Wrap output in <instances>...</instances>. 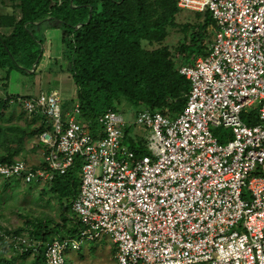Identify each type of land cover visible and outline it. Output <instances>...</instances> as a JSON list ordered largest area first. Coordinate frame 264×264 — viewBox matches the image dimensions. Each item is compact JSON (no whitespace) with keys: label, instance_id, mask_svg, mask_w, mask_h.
<instances>
[{"label":"built area","instance_id":"1","mask_svg":"<svg viewBox=\"0 0 264 264\" xmlns=\"http://www.w3.org/2000/svg\"><path fill=\"white\" fill-rule=\"evenodd\" d=\"M176 5L209 10L216 27L208 54L178 67L190 89L175 117L145 108L128 120L107 109L92 133L77 103L63 118L57 89L5 97L43 114L51 133L39 135L44 166L17 158L0 163V178L43 183L81 159L72 209L85 229L50 242L45 264H63L66 248L103 236L116 246V264H264V0ZM252 107L259 121L248 124L241 114ZM129 123L148 129L140 157L122 143ZM218 127L231 137L219 141Z\"/></svg>","mask_w":264,"mask_h":264},{"label":"trees","instance_id":"2","mask_svg":"<svg viewBox=\"0 0 264 264\" xmlns=\"http://www.w3.org/2000/svg\"><path fill=\"white\" fill-rule=\"evenodd\" d=\"M215 27L209 10L182 9L176 0H0V115L10 106L7 97L25 96L7 92L10 72L38 74L48 56L49 71L70 76L74 84L70 109L78 104L76 117L92 133L100 131L97 119L107 109L136 113L140 106L175 117L190 89V81L178 67L208 54ZM48 29L59 30L60 50L53 56L50 46H45L50 41ZM64 105L61 101V109ZM26 115L32 118L24 117V124L0 122V163H12L18 155L26 158L28 137L43 143L39 134L50 129L44 115ZM241 117L248 124L259 121L255 107ZM122 129V143L135 157L148 153L146 138L131 135L133 125ZM214 135L224 141L223 134ZM80 168L81 159L76 157L64 173L55 172L43 182L38 195L47 194L49 207L55 199L56 214L28 206L27 201L34 199L27 192L35 181L19 177L22 185L14 186L12 177L0 178V218L5 210L21 218L15 227L0 224V264H45L50 242L80 236L85 225L72 209L81 183ZM64 259L63 264H69Z\"/></svg>","mask_w":264,"mask_h":264},{"label":"rangeland","instance_id":"3","mask_svg":"<svg viewBox=\"0 0 264 264\" xmlns=\"http://www.w3.org/2000/svg\"><path fill=\"white\" fill-rule=\"evenodd\" d=\"M171 32L174 33V31ZM45 34L47 35V38H50V41H48L47 44L45 43V46L47 48L50 46L51 55L53 56L54 55L52 54L54 53L53 51L60 50L59 30L48 29L45 31ZM55 39L56 41H54ZM170 39H175V38L170 37ZM46 61H47L46 65L43 66V64H41V66H43V69L38 74H32L31 71L29 74L26 73L22 74L13 69L10 72L9 78L7 80V92L9 94L19 93L26 95L29 92L38 94L40 89L44 91H48L50 89H57L58 92L60 93V98L62 100V103H65V105L62 106V114L64 115V113L66 112L64 110L69 109L70 106L72 105L71 98L74 95V84L72 83L70 76H66V73L60 72L58 74H55L54 72L49 71L50 67L48 66L49 63L48 56H46ZM0 73L3 72L0 71ZM1 82L2 81H0V86H1ZM136 109H144V108L139 106ZM18 111L21 112V114L24 115L26 114L19 108ZM121 114L125 118L127 117L128 119H130L132 118L134 112L132 110H127L125 113H121ZM132 131H134L135 134L138 136L142 135L144 138L148 136V129L142 126L133 125ZM216 132L225 135L227 138L231 137L230 129H226L223 127L217 129L215 128L213 130V134H215ZM33 142L34 139L28 137L27 143L32 144ZM10 181L11 184L14 186H16L17 184H19L20 186L23 183V182L21 183V180H19L17 177H12ZM42 188H44V184L42 182H34L33 189L27 192V195L30 197V199H34L35 202L34 200L27 201L28 206L32 209H35L34 207L39 206L40 208L47 209V211L51 212L52 214H56L58 212V207L55 203L56 202L55 199H53L52 205L49 207L47 203L48 199L46 198L47 194L46 195L41 194L39 197L38 193L41 191ZM18 189H21V187H18ZM7 192L9 191L7 190ZM18 194L21 193H19L18 191ZM3 197H5V194H3ZM4 215L5 217L8 216L9 221L5 220V217H1L0 218L1 225L10 226L11 224L10 227H15L21 223V218L18 217L15 213L9 212V210H5ZM97 239H95V241L86 240V239L83 240L79 247L81 248L80 252L78 249L66 248L65 258L67 260V263L69 262V264H116L115 256L117 253V249L115 244L110 239V237L103 236L100 239L98 240ZM197 264H205V263H197Z\"/></svg>","mask_w":264,"mask_h":264},{"label":"crops","instance_id":"4","mask_svg":"<svg viewBox=\"0 0 264 264\" xmlns=\"http://www.w3.org/2000/svg\"><path fill=\"white\" fill-rule=\"evenodd\" d=\"M43 90L40 89L38 93L42 92ZM2 90L0 89V94H2ZM30 93V92H29ZM33 93V92H32ZM60 94V93H59ZM26 96V95H25ZM62 101V100H61ZM70 109V108H69ZM67 109V110H69ZM64 110V111H67ZM66 113V112H65ZM65 113L63 115V118L65 117ZM134 116V114H133ZM132 116V118H133ZM24 117L27 118H32V116H27L26 114H21V112L18 111V108L13 107V106H9L6 111H3V114L0 115V121L4 122L5 124H10V123H19V124H24ZM127 118V117H126ZM130 118V119H132ZM128 119V120H130ZM36 123H34L35 125ZM130 124V123H129ZM36 125H39V122H37ZM128 125V124H126ZM134 125V124H131ZM136 125V124H135ZM134 125V126H135ZM138 126V125H136ZM44 132H46L48 135H50L51 133V128L50 129H45ZM133 132V133H132ZM135 132L131 130V135L134 136ZM40 135V134H39ZM38 137V136H37ZM48 136H46L47 138ZM40 139V137H39ZM41 140V139H40ZM36 139H34V142L32 144H28L26 143V147H27V156L26 158H23L21 155L16 156L15 158H19V159H23L26 160L29 164L31 165H37V164H41L42 162V152L44 150V148L46 147V144L43 142L42 144H40L39 142H36Z\"/></svg>","mask_w":264,"mask_h":264},{"label":"clouds","instance_id":"5","mask_svg":"<svg viewBox=\"0 0 264 264\" xmlns=\"http://www.w3.org/2000/svg\"><path fill=\"white\" fill-rule=\"evenodd\" d=\"M98 240V239H97ZM95 241V240H94Z\"/></svg>","mask_w":264,"mask_h":264}]
</instances>
